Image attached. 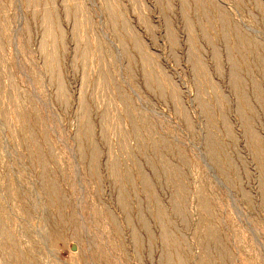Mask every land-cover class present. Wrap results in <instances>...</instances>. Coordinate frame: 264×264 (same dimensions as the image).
Segmentation results:
<instances>
[{"label": "rangeland", "instance_id": "rangeland-1", "mask_svg": "<svg viewBox=\"0 0 264 264\" xmlns=\"http://www.w3.org/2000/svg\"><path fill=\"white\" fill-rule=\"evenodd\" d=\"M0 264H264V0H0Z\"/></svg>", "mask_w": 264, "mask_h": 264}]
</instances>
